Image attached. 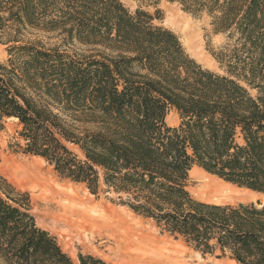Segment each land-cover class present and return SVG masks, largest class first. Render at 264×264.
Segmentation results:
<instances>
[{
	"label": "trees",
	"instance_id": "16d2710c",
	"mask_svg": "<svg viewBox=\"0 0 264 264\" xmlns=\"http://www.w3.org/2000/svg\"><path fill=\"white\" fill-rule=\"evenodd\" d=\"M168 1L209 16L225 35L215 54L224 73L121 0H0V43L10 44L0 63V128L18 119L23 153L93 194H112L194 249L264 264L263 200L212 203L189 190L198 166L264 196V0ZM172 110L177 126L167 122ZM0 264L109 263L82 252L75 260L38 226L29 193L0 174Z\"/></svg>",
	"mask_w": 264,
	"mask_h": 264
},
{
	"label": "rangeland",
	"instance_id": "374dc122",
	"mask_svg": "<svg viewBox=\"0 0 264 264\" xmlns=\"http://www.w3.org/2000/svg\"><path fill=\"white\" fill-rule=\"evenodd\" d=\"M121 1L132 13L143 9L154 16L153 23L155 25L174 31L179 36L185 51L204 67L219 73L225 72L215 54L225 46L226 37L224 34L213 32L209 16H195L184 11L178 3L168 0H161L158 4L152 3L150 0ZM157 10H160V15H157ZM28 38L40 39L47 46L61 44L59 37L49 36L45 33H31ZM9 47L10 44L0 43V63L8 62ZM70 49L84 51L87 48L74 45ZM247 87L254 97L258 96L257 89ZM167 122L171 126H177L180 123L179 115L175 110L169 113ZM2 126L0 128V174L21 191L29 193L31 212L35 216L38 226L56 236L62 248L75 260L82 252L99 256L109 264H131L125 256L122 242L126 238L129 239L130 236L136 237L138 233L143 232L155 236L161 243H166L167 246L176 249L180 254V264H239L229 256H220L219 252L204 254L194 249L182 239H176L158 227L152 219L137 215L128 207L117 203L112 194L104 192L93 194L84 183L62 178L43 158L22 152L19 145V142L20 144L22 142L18 136L21 129L18 119L6 118ZM69 147L80 157L83 156L79 147L73 144H70ZM13 163L31 165L35 172L41 169L42 173L50 179L49 187L66 190L73 194L79 193L91 205L95 206L96 212L106 215L108 226L105 229L99 228L96 233L91 234V238L87 241L73 236L67 231L66 226L57 221L54 216L57 210L54 209L55 206L48 204L49 198L45 200L43 196L39 195V190L33 189L31 185H24L9 171V166ZM189 190L196 199L212 203L237 204L256 202L258 199L264 201V196L226 182L198 166H195L190 172Z\"/></svg>",
	"mask_w": 264,
	"mask_h": 264
},
{
	"label": "bare ground",
	"instance_id": "6f19581e",
	"mask_svg": "<svg viewBox=\"0 0 264 264\" xmlns=\"http://www.w3.org/2000/svg\"><path fill=\"white\" fill-rule=\"evenodd\" d=\"M9 171L24 185H31L33 189L39 190V195L43 196L45 200L49 198L48 204L55 206L54 209L57 210L54 215L57 221L66 226L67 231L80 240L87 241L91 238L92 233H96L99 228L105 229L108 226L106 215L96 212L95 206L91 205L79 193L73 194L66 190L49 187L50 179L42 173L41 169L35 172L31 165L13 163L9 166ZM122 244L125 256L131 264L181 263L180 254L176 249L167 246L166 243H161L155 236L143 232L138 233L136 237L126 238Z\"/></svg>",
	"mask_w": 264,
	"mask_h": 264
}]
</instances>
